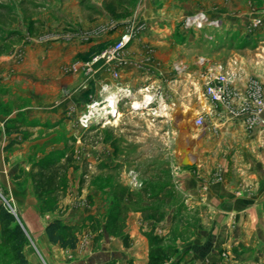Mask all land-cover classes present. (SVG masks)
<instances>
[{"label":"crops","instance_id":"crops-1","mask_svg":"<svg viewBox=\"0 0 264 264\" xmlns=\"http://www.w3.org/2000/svg\"><path fill=\"white\" fill-rule=\"evenodd\" d=\"M80 39L62 37L47 46L49 56L44 59L47 65L43 69L33 71L27 66L20 69L25 77L40 83L35 87L32 83L24 86L29 92L24 105L0 109V185L12 197L20 224L28 235L23 250L28 264H149L153 235L164 237L176 247L164 264H264V145L256 146V132L251 127L250 112L256 88L250 81L243 87L241 83L233 85L241 96L234 93L229 105H217V110L222 111L220 116L215 108L210 110L213 106L208 101L197 98L201 86L195 83L194 103H183L188 109L179 105L180 109L174 113L176 126H180L184 117L191 116L193 129L180 130L174 152L164 161L158 159L143 169L127 165L125 172L132 176L127 174L119 180V185L125 189L119 198L112 195L111 188L118 184L119 178L110 171L120 165L110 163V168L104 167L106 172L110 170L109 175L104 173V203L97 197H89L94 206L87 207L88 200L83 199L82 194L76 197L68 193L58 201L55 210H44L31 176L25 181L27 178L22 179L19 171L30 145L43 149L31 139L8 147L18 134L8 135L4 124L20 111L30 120L43 123L59 113L70 115L79 111L78 76L68 71L65 63L86 48ZM128 43L119 56V79H112L113 65L95 69V78L104 75L105 80H110L113 91L122 87L138 88V82L144 78L140 43L133 41L127 50ZM93 44H96L94 40L89 46ZM42 50L43 47H37L28 56L40 60L44 57L39 54L48 53ZM6 65L3 63L0 69ZM203 73L204 69L200 68L199 76L193 77L200 85L204 84ZM16 75H21L17 69L14 70ZM65 89L71 92L67 99L63 96ZM192 90L188 85L184 91L190 94ZM242 104L249 109L239 116L234 115L230 109ZM189 105H194V109ZM191 108L195 115L190 112ZM199 114L204 117L201 125L196 123ZM68 120L67 117L63 122ZM261 134L264 137V129ZM185 158L192 162L184 164ZM30 168L31 165L26 166L29 174ZM70 170L69 178L71 172L77 171ZM134 177L142 183L141 187L130 182ZM98 178L94 176V180ZM23 181L25 186L22 187ZM74 183L78 186V178L74 177ZM131 184L134 185L131 187ZM56 218L66 224H79L80 241L76 248H62L49 240L46 228Z\"/></svg>","mask_w":264,"mask_h":264},{"label":"rangeland","instance_id":"rangeland-1","mask_svg":"<svg viewBox=\"0 0 264 264\" xmlns=\"http://www.w3.org/2000/svg\"><path fill=\"white\" fill-rule=\"evenodd\" d=\"M125 33L130 37L127 50L133 41L140 43L144 73L138 82L140 89L131 88L132 94L116 103L119 111L111 114L113 119L96 114L85 127L87 122L80 120L84 114H91L90 105L96 102L109 108L119 91L112 90L104 75L95 78V69L113 65L112 79L116 81L120 78L121 57L112 61L95 57ZM62 37H81L80 43L86 47L65 63L68 71L78 76L80 112L59 113L56 118H48L47 126L37 128L31 140L43 150L30 145L19 169L22 179L28 181L26 166L33 161L45 155L71 157L75 165L72 168L77 171L71 172L70 178L65 177V193L59 200L69 193L76 197L82 194L88 200L87 207L94 206L89 202L93 197L104 203V167L110 168V163L120 165L108 170L119 178L118 184L111 187L112 195L119 198L125 192L119 180L127 174L132 176L125 172L127 165L143 169L158 159L164 161L174 152L180 130L193 129L191 116L176 126L174 113L180 109L177 106L194 103L195 83L201 86L197 98L204 99V84L218 66L233 73V85L241 83L243 87L247 81L255 84V100H264V0H0V67L8 64L0 69L1 110L25 104L29 92L24 86L32 83L35 87L40 82L25 77L20 69H43L47 65L44 59L49 56L46 47ZM93 40L96 44L89 46ZM36 46L48 52L39 54L44 58L37 61L28 56ZM200 68L204 69L203 85L193 78L195 74L199 76ZM15 69L21 75L14 76ZM188 85L193 87L190 94L184 91ZM64 91L67 99L71 92ZM189 106L194 109V105ZM251 108L256 119L251 122L256 132L255 144L264 145V108L260 110L257 102ZM193 109L190 112L195 115ZM67 117L69 120L63 122ZM110 120L112 123L108 124ZM74 177L78 178V186L73 184ZM25 181L21 182L22 187ZM133 181L134 178L130 182ZM8 203L14 206L12 197L0 185V204L9 207ZM57 204L48 211L55 210ZM15 213L20 223L16 208ZM0 264H16L14 253L2 243L1 234Z\"/></svg>","mask_w":264,"mask_h":264},{"label":"trees","instance_id":"trees-1","mask_svg":"<svg viewBox=\"0 0 264 264\" xmlns=\"http://www.w3.org/2000/svg\"><path fill=\"white\" fill-rule=\"evenodd\" d=\"M39 120H30L24 111L6 120L4 131L8 135L18 134L12 138L8 147L21 144L31 139L38 126H47ZM75 168L71 157L62 155H45L31 164L30 176L37 197L41 200L44 210L58 202L60 195L65 193L64 179L70 168ZM0 223L2 243L9 246L14 253L16 264H28L24 254V247L28 241L24 227L16 216L5 205L0 204ZM49 240L59 244L62 248H76L80 241L79 224H66L56 218L49 222L46 228ZM164 237H151V251L149 264H164L175 253L176 247ZM107 264H113L108 262Z\"/></svg>","mask_w":264,"mask_h":264},{"label":"built area","instance_id":"built-area-1","mask_svg":"<svg viewBox=\"0 0 264 264\" xmlns=\"http://www.w3.org/2000/svg\"><path fill=\"white\" fill-rule=\"evenodd\" d=\"M130 37L129 33H125L121 36V38L116 41L115 43L109 45L107 48H105L99 55L95 57V60H98L99 58L105 59L106 61H112L119 57L125 48L126 44L129 42ZM233 73L227 72L223 69L222 66H218V69L216 70V73H210L205 84H204V90L202 93L203 98L208 101L213 107L210 109L213 111H217L218 115L222 113L221 110H217V105H229L230 102L233 99V94L235 93L236 96H241L238 91H235L233 88ZM132 94V89L128 87H122L120 90L117 92L115 97L113 98L114 100H111L108 104L109 108H106L105 105L101 106L99 103L94 102L93 104L90 105L89 108H91V114H84L85 118H81V122H93L91 121V118L94 115H108L107 119L109 120L111 118V114H114L116 112L117 108L116 103H119L122 99L129 97ZM116 98V99H115ZM257 102V105L259 106L260 110L264 108V100H255L254 103ZM253 103V104H254ZM249 109L248 105L242 104V106H239V108H231V112L234 113V115H240L244 111H247ZM252 110V109H251ZM92 115V116H90ZM96 115V116H97ZM252 115V114H251ZM220 116V115H219ZM254 115L251 116V122L253 121ZM256 121V119H255ZM262 123L264 124V120H261ZM88 122L84 123L83 126L87 127ZM196 123L198 125H201L204 123V117L203 115L199 114L198 117L196 118ZM135 179V184L139 185L140 182L137 181V178L134 177ZM7 206V205H6ZM7 207L13 214L15 213V207L10 205L8 203Z\"/></svg>","mask_w":264,"mask_h":264},{"label":"water","instance_id":"water-1","mask_svg":"<svg viewBox=\"0 0 264 264\" xmlns=\"http://www.w3.org/2000/svg\"><path fill=\"white\" fill-rule=\"evenodd\" d=\"M183 151H184V150H183ZM191 162H192V161H190V160L187 159V158H185L184 161H183L184 164H189V163H191Z\"/></svg>","mask_w":264,"mask_h":264},{"label":"bare ground","instance_id":"bare-ground-1","mask_svg":"<svg viewBox=\"0 0 264 264\" xmlns=\"http://www.w3.org/2000/svg\"><path fill=\"white\" fill-rule=\"evenodd\" d=\"M121 116V114L119 115V117Z\"/></svg>","mask_w":264,"mask_h":264}]
</instances>
